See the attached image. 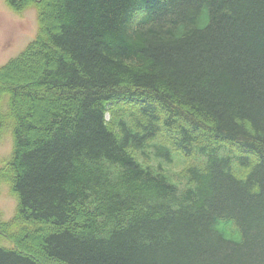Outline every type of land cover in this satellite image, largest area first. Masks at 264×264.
<instances>
[{
    "label": "trees",
    "instance_id": "obj_1",
    "mask_svg": "<svg viewBox=\"0 0 264 264\" xmlns=\"http://www.w3.org/2000/svg\"><path fill=\"white\" fill-rule=\"evenodd\" d=\"M4 1L0 264H264V0Z\"/></svg>",
    "mask_w": 264,
    "mask_h": 264
},
{
    "label": "rangeland",
    "instance_id": "obj_2",
    "mask_svg": "<svg viewBox=\"0 0 264 264\" xmlns=\"http://www.w3.org/2000/svg\"><path fill=\"white\" fill-rule=\"evenodd\" d=\"M37 32V15L34 8L26 9L22 14L10 10L4 0H0V67L17 57L34 39ZM24 71H19L21 76ZM25 75V74H23ZM12 150V139L8 130L0 136V167L1 161L8 158ZM180 165L175 164L170 169L176 171ZM16 200L11 195L9 186L0 184V220L9 221L16 209ZM1 245L9 246L7 241Z\"/></svg>",
    "mask_w": 264,
    "mask_h": 264
}]
</instances>
